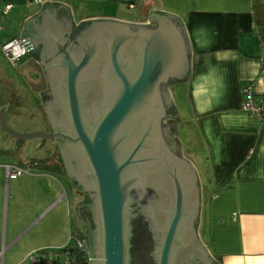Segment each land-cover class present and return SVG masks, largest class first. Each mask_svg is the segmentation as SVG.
I'll use <instances>...</instances> for the list:
<instances>
[{
	"label": "water",
	"instance_id": "water-1",
	"mask_svg": "<svg viewBox=\"0 0 264 264\" xmlns=\"http://www.w3.org/2000/svg\"><path fill=\"white\" fill-rule=\"evenodd\" d=\"M44 5L23 22L19 37L46 66L42 102L52 128L14 130L8 103L0 105V125L17 139L56 140L71 181L92 193V264H131L137 202L160 219L157 264H186L198 252L205 264H221L200 235L198 169L167 121L177 116L170 84L193 75L183 23L165 11L152 12L150 23L109 16L76 23L68 3ZM41 37L48 45L36 49Z\"/></svg>",
	"mask_w": 264,
	"mask_h": 264
},
{
	"label": "crops",
	"instance_id": "crops-1",
	"mask_svg": "<svg viewBox=\"0 0 264 264\" xmlns=\"http://www.w3.org/2000/svg\"><path fill=\"white\" fill-rule=\"evenodd\" d=\"M55 2L68 3L76 23L106 16L150 23L155 11L171 13L183 23L192 48L193 64L196 57L202 56L204 70L180 82L184 84L180 89L188 98L184 99L181 110L171 90L178 81L172 82L169 88L177 113L176 137L183 154L195 164L193 159L197 154L206 153L208 162V180L202 179L198 171L203 190L201 237L221 264H264V118L243 108L245 95L241 92L243 85H250L255 101L264 100V0ZM44 4L0 0V55L5 54L2 46L21 36L23 22L44 10ZM8 5L11 7L7 8ZM33 59L28 54L16 66L23 71L25 80L43 106L40 94L42 96L48 85L43 77L34 73ZM8 80L11 84L12 78ZM19 99L20 93L13 90L12 96L0 99V105L12 106L20 103ZM181 122L188 131L185 137L189 156L179 136L178 123ZM19 158L30 159L19 156L16 162L5 163H17ZM3 164L1 183L4 189H0V255L3 256L0 262L27 264L32 251L58 248L68 242L75 190L69 191L64 181L48 169L33 170L36 166H31V173L6 180ZM12 180L15 185H24L20 192H28L38 200L55 193L53 202L48 205H55L53 210L59 206V215H64L59 234L53 236L54 233L48 231L50 236L44 237L47 241L39 239L42 236L36 233L31 234L36 217L28 220L27 213L17 208L16 201L11 207V197H17V191L11 193ZM62 183L66 187L65 194Z\"/></svg>",
	"mask_w": 264,
	"mask_h": 264
},
{
	"label": "rangeland",
	"instance_id": "rangeland-1",
	"mask_svg": "<svg viewBox=\"0 0 264 264\" xmlns=\"http://www.w3.org/2000/svg\"><path fill=\"white\" fill-rule=\"evenodd\" d=\"M68 1H71L74 4V0ZM34 6L39 7L36 4ZM27 56L28 54L24 55L23 58ZM0 61V64H2L1 66L3 67V73H0V99L12 96L13 90H17L20 93V103L13 104L12 106L7 104L9 105L6 111L8 124L14 130L19 132H30L47 129V125L44 120L45 111L43 109V106H40L39 97H37L36 92H33L29 84L25 80L23 71L19 69V66L14 65L9 59V57H7L4 53H1ZM36 76H38V74ZM11 78V84H9L8 79ZM180 82L181 81L175 83L171 87V90L177 102L178 109L181 110L184 107V99L187 101L188 98L184 91L180 89V87L184 85ZM183 122L188 124L187 120H184ZM178 128L181 133H179V136L183 142L185 153L189 156L188 140L185 137L188 135V131L186 130L185 125L182 122L178 123ZM21 141L23 142V147L21 150H19L18 147H20L19 143ZM43 142H45L46 144L44 145ZM51 144L52 143H50V140H45L41 138H36L32 140L14 138L11 134L4 131L0 125V189H4L3 183H1V172L3 173V168L1 167V165L3 163L16 162L19 156L24 158H46L51 152L50 148H54V146ZM199 150L202 151L203 147L200 146ZM193 160L198 167V171L200 172L201 178L204 180H208L210 173L208 171L209 167L208 162L206 160V153L197 154V157H195ZM46 169L50 170L51 173H53L55 176L61 178L64 181L68 190L70 191L71 188L69 187L67 179L64 177L63 174L57 173L52 169L47 168L45 165L44 168L42 166H36L33 168V170L37 171H44ZM66 187L63 184L62 192L66 191ZM23 188L24 185L20 184L18 186L14 184L13 180L11 181V193L14 194V192L17 191V197H11V207H13V202L16 201L17 208L20 210L22 209V213H27L28 216L26 215V218L28 220L36 217L34 228L31 231V234L36 233L39 236H42L39 239H42L44 241H47L44 237L50 236L48 231L54 233L53 236L59 234L60 230H62V221L64 215H59V212L61 211V208L59 206L53 210V207L55 205H53L52 203L48 205L51 201L53 202L55 193L53 192L45 200H38L36 199V196L29 195L28 192H20L23 190ZM77 198V194L74 193V202L72 203V214L70 217L69 225V229H71L74 233H77V230L80 227L74 209V205L77 201ZM26 218L25 215H22L23 220H26ZM30 263L31 261L28 258L27 264Z\"/></svg>",
	"mask_w": 264,
	"mask_h": 264
},
{
	"label": "flooded vegetation",
	"instance_id": "flooded-vegetation-1",
	"mask_svg": "<svg viewBox=\"0 0 264 264\" xmlns=\"http://www.w3.org/2000/svg\"><path fill=\"white\" fill-rule=\"evenodd\" d=\"M44 45H48V43L46 40H44L43 37H41L40 39H38L36 49ZM32 63V66L35 69L34 73L36 75L38 74V77H43L44 82L49 85L46 75V66L43 62L40 61L39 51H37L36 57L34 56ZM40 98L42 100L41 94ZM172 110L174 112V108H171V111ZM44 114V120L47 125L46 128L48 130H51V120L48 118L46 112ZM176 120V114H172V117L167 121L169 125L174 128ZM50 143H52L51 145H53L54 148H50L51 152L47 156V159H50L49 163L42 162L43 160L41 158H31L29 160H25V162L26 164H30L32 166H39L41 164L42 166H47L48 164V168L53 169L54 171L59 172L60 174H63L64 177L67 179L68 185L71 190H75V193L77 194L78 198L75 202L74 209L79 221V232L84 236L89 255V264H92L94 259L93 254L96 252L94 251L93 247L96 245L95 240L98 237V226L93 208V206L95 205V198L93 197L92 193L76 188V183L71 181L68 176L69 173L67 168L68 166L70 167V164H67L66 161L63 159V156L60 152L56 140H50ZM43 144L45 145L46 143L43 142ZM136 204L140 208L136 210V215L134 216L132 222V235L130 238L131 264H157L156 251L157 247L159 246L158 239L160 237V233L158 229L160 227V219L156 216L155 218H151L148 215L150 210L143 203L137 202ZM205 259V253L198 252L197 256L194 255L193 257H191V259H189L186 264H205Z\"/></svg>",
	"mask_w": 264,
	"mask_h": 264
},
{
	"label": "built area",
	"instance_id": "built-area-1",
	"mask_svg": "<svg viewBox=\"0 0 264 264\" xmlns=\"http://www.w3.org/2000/svg\"><path fill=\"white\" fill-rule=\"evenodd\" d=\"M32 3L43 4L46 1L57 0H28ZM8 5L7 8H10ZM130 7L138 9L135 4ZM3 51L14 65H19L24 55L30 50L21 37H16L2 46ZM241 92L245 95L243 108L253 115L264 118V100L256 102L250 85H243ZM6 180L17 178L23 174L31 173L30 164L4 163ZM66 191H64L65 194ZM0 256H3L1 254ZM28 258L31 264H89V255L84 238L79 234L70 232L68 242L58 248H41L32 251ZM0 264H3L1 260Z\"/></svg>",
	"mask_w": 264,
	"mask_h": 264
},
{
	"label": "trees",
	"instance_id": "trees-1",
	"mask_svg": "<svg viewBox=\"0 0 264 264\" xmlns=\"http://www.w3.org/2000/svg\"><path fill=\"white\" fill-rule=\"evenodd\" d=\"M204 70V65H203V59H202V56H199V57H196L195 58V61H194V64H193V75H196V74H199V73H201L202 71ZM20 147H18V149L19 150H21L22 149V147H23V142L21 141L20 143ZM31 159V158H30ZM43 161L42 162H50V159H47V157L46 158H43L42 159ZM60 160H61V158H60ZM18 164H26V162H25V160H23V159H20L19 158V162H17ZM42 165V164H41ZM46 166V165H45ZM47 168H48V164H47V166H46ZM53 170V169H52ZM54 171V170H53ZM56 172V171H55ZM77 234H79L82 238H84V236L82 235V234H80V232H79V230L77 231Z\"/></svg>",
	"mask_w": 264,
	"mask_h": 264
}]
</instances>
